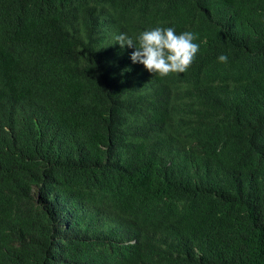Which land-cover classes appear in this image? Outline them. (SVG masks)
<instances>
[{
	"label": "trees",
	"instance_id": "obj_1",
	"mask_svg": "<svg viewBox=\"0 0 264 264\" xmlns=\"http://www.w3.org/2000/svg\"><path fill=\"white\" fill-rule=\"evenodd\" d=\"M0 264H264V0H0Z\"/></svg>",
	"mask_w": 264,
	"mask_h": 264
},
{
	"label": "clouds",
	"instance_id": "obj_2",
	"mask_svg": "<svg viewBox=\"0 0 264 264\" xmlns=\"http://www.w3.org/2000/svg\"><path fill=\"white\" fill-rule=\"evenodd\" d=\"M115 39L121 49H133L130 54L133 64L139 63L148 72L160 77L186 72L200 49V45L194 42V33L184 31L178 34L174 27L156 26L135 37L120 33ZM217 60L226 64L228 57L221 54Z\"/></svg>",
	"mask_w": 264,
	"mask_h": 264
}]
</instances>
